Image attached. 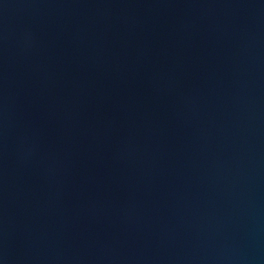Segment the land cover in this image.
Returning <instances> with one entry per match:
<instances>
[{"label": "water", "instance_id": "95a60500", "mask_svg": "<svg viewBox=\"0 0 264 264\" xmlns=\"http://www.w3.org/2000/svg\"><path fill=\"white\" fill-rule=\"evenodd\" d=\"M0 264H264V0H0Z\"/></svg>", "mask_w": 264, "mask_h": 264}]
</instances>
